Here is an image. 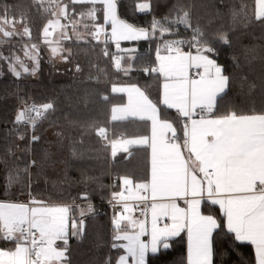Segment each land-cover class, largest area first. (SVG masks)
Here are the masks:
<instances>
[{"label":"trees","instance_id":"16d2710c","mask_svg":"<svg viewBox=\"0 0 264 264\" xmlns=\"http://www.w3.org/2000/svg\"><path fill=\"white\" fill-rule=\"evenodd\" d=\"M64 1L68 7L65 19L71 26L79 27L84 38L67 41L68 60L64 57L56 61L44 56L45 70H40L37 76L22 73L20 78H15L9 71L0 72V188L3 187L1 171L5 167L2 162L5 153H10L8 162L19 148L30 143L28 140L35 133L39 141L32 142L35 148L33 175L46 177L37 184L38 188L55 191L50 198L56 196L59 201L72 202L71 220L78 224L84 221L81 237L70 236L71 264H104L106 257L115 260L121 254L120 250L111 248L116 231L106 203L110 196L111 171L119 176V189L127 178L135 185L144 186L151 175L148 146L111 156V147L107 144L110 131L116 138L149 131L148 124L141 120H112L113 106L126 99L114 93L113 86L121 83L141 85L160 107L162 117L174 122L176 139L182 143L187 141V118L163 103V77L153 69L158 40L121 44L110 39L97 41L94 36L101 25L98 29L96 26L102 23L99 3L90 8L87 4L73 6L72 0ZM142 2L145 0H120V16L137 27L146 28L154 17L165 27L172 25L178 31L174 37H179L191 30L176 23L182 15L176 7L180 4L186 10L190 8L193 22L198 20L200 26L208 29L209 35L227 33L228 44L213 43L216 47L214 57L230 78L227 95L219 97L213 115L264 113V24L256 18L257 0H150L151 14L139 12L137 5ZM4 6H7V17H22L28 21L30 41L45 40L43 28L55 16L56 3L43 0L47 11L39 10L41 6L33 0H0V7ZM172 37L166 35L165 39ZM134 44L137 45L136 54L128 68L119 57L124 46ZM48 102L54 104V110H50L34 130L15 124L14 118L21 107ZM51 132L60 135L53 139L49 137ZM19 135L24 139H18ZM67 176L68 180L61 179ZM54 181L68 184L59 189ZM33 186L36 191V184ZM57 189L64 191L59 193ZM82 194H88L89 198H82ZM3 197L4 191H0V198ZM203 211L222 218L219 206L212 202L205 201ZM214 236L216 264H256L254 246L234 243L231 234ZM170 243L171 250L162 256L150 257V264H187L186 234L182 233ZM0 244L14 247L2 239ZM58 245L62 246V242Z\"/></svg>","mask_w":264,"mask_h":264},{"label":"snow or ice","instance_id":"6c2138e0","mask_svg":"<svg viewBox=\"0 0 264 264\" xmlns=\"http://www.w3.org/2000/svg\"><path fill=\"white\" fill-rule=\"evenodd\" d=\"M264 2V0H262ZM34 4H39V10L47 11L43 6V0H33ZM75 4H87L90 8L97 4V0H72ZM116 10L118 3L113 0ZM101 9L99 15L103 23L107 13L104 0H99ZM177 9L182 12L176 21L177 24L184 25L186 29H191L190 39H165V36H176L178 31L172 25L165 27L154 17L149 27H137L131 23L124 22L121 27L124 31L135 35L124 37L125 42H150L159 40V45L165 52L180 51L189 56L195 51L199 67L205 72L208 86L213 90L215 97L226 96L229 88L230 78L223 72L222 66L217 62L216 47L213 43L222 41L229 43L227 33L209 35L208 29L199 25V21L193 22L191 10L185 6L177 4ZM65 15L68 8L65 6ZM141 14H151L152 4L150 0L137 5ZM7 6L0 7V16H6ZM256 18L264 24V12L257 14ZM15 21L16 18L13 17ZM21 20L23 18L21 17ZM97 24V29L99 25ZM211 21H209V24ZM110 27L112 24L109 23ZM54 26L48 21V26L43 28L45 43L56 45L59 42L48 40L49 29ZM7 37H11L7 30H3ZM28 36L31 35L29 28ZM97 41L100 33L97 30ZM187 47V51H185ZM129 51H136L131 49ZM51 55H64L59 53L57 48L50 47ZM160 49L156 47L155 57L159 58ZM34 66L30 69L24 62L17 57L16 63L11 62L10 57H5L0 53V58L8 61L9 72L15 77L20 78L22 72L35 75L39 70L40 56L39 47L36 44L30 46V50L25 53ZM77 70L79 66L77 65ZM50 110H54L51 102L43 103L40 107H21L14 118L15 124H29L33 129L37 126V120L43 117ZM235 115V114H234ZM240 123L236 126L240 132V142L235 145V153L240 158L242 166L248 170V175H241L235 178L241 184V191L251 195L243 200L228 199L223 202L213 201V205H218L222 212V218L203 214L201 208L199 213L189 219L187 216L180 217L174 213L164 215H154L150 218L136 219L133 216L134 207L131 209L123 204V212L118 216H113L112 223L115 228L113 236L114 242L111 244L113 250H120L121 254L113 260L110 256L105 258L104 264H150V257H159L171 250L170 243L175 238L186 233L187 238V264H216V249L214 234H231L234 243L250 244L254 246L256 264H264V114H246L237 117ZM57 135H60L59 133ZM230 135V133H226ZM24 139L23 135L17 137ZM223 139V138H222ZM39 136L33 133L30 142H38ZM223 145H221L222 147ZM10 153H5L3 163L7 164V157ZM35 166V162H33ZM23 175L27 177V166L24 168ZM3 187L0 191L9 190L13 181L23 183L20 180V173L15 177L5 168L3 176ZM233 177L225 176L226 183L233 182ZM120 193H112L115 200L121 201L118 197ZM85 199L89 197L87 194ZM32 205L21 202L0 201V239L14 245L8 250L0 249V264H71L69 253L70 236L80 238L83 231L84 221L79 224L71 220L72 209L69 206H47L43 201L35 198L31 199ZM91 208V205L89 206ZM124 213H127L125 215ZM83 215V213H81ZM168 220L170 223H162ZM126 221L131 230L121 227ZM71 228V231H70ZM150 237V239H144ZM62 242V246L58 245Z\"/></svg>","mask_w":264,"mask_h":264},{"label":"crops","instance_id":"0c3cea01","mask_svg":"<svg viewBox=\"0 0 264 264\" xmlns=\"http://www.w3.org/2000/svg\"><path fill=\"white\" fill-rule=\"evenodd\" d=\"M97 3H99V0H97ZM116 3H118L117 10L113 5V0H104L107 13L104 23L102 20L103 24L99 31V40L110 39L116 44H121L125 43L124 37L135 34L122 29V23L130 22L120 16L119 2L116 0ZM63 6L67 7L66 3ZM62 8L60 11H62ZM262 12H264V2L257 0V13L260 14ZM66 20L68 19H65L64 22ZM109 23L112 24V27L108 25ZM54 28L61 32L59 27ZM107 31H112L110 37L106 35ZM69 34L71 36L75 34L74 27L71 24L68 27L67 34L62 32L55 35L50 34L48 38H50V41L64 45L68 41L66 36ZM95 36H97L96 33ZM22 40L29 44L34 43L30 41V36L22 38ZM45 44L44 40L39 45L43 46ZM157 48L160 49V54L159 58H156V64L153 69L163 77L162 100L165 105L178 110L187 118L186 143L172 139V137L176 136L174 122L162 117L160 107L141 85L137 83H121L113 86V92L124 95L126 99L124 102L113 106L112 120L118 122L136 119L148 124L149 131L146 133L116 138L112 149L113 154H115L121 151H131L138 146L149 147L151 175L148 184L141 185L145 188L149 199H151V203L145 206L147 218L150 221V218L154 215L174 213L182 218L187 216L191 219L199 213L200 208L203 214H209L203 211L205 201L213 203V201L243 200L249 197L251 194L241 191V184L235 179L241 175H248V170L242 166L240 158L235 153V145L240 142L241 138L239 129L236 127L240 123L237 119L240 115L235 113L223 116L213 115L219 97H215L213 90L208 86L206 74L198 66L200 62L194 50L192 57L189 58L188 55L180 51L165 52L163 47L159 45V40L157 41ZM131 49H137V45L124 46L123 53L119 57V60L125 61L128 68L129 61L136 54L135 51H129ZM184 50L187 51L188 49ZM39 55L41 56L40 52ZM23 56L24 58L27 57L26 55ZM47 56L53 59L51 56ZM56 61H62V59ZM40 70L39 68L35 74L36 76L39 75ZM223 72L227 75L224 68ZM226 133H230V135H226ZM221 145L223 146L221 147ZM34 150V144L30 142L27 146L24 145L19 148L9 159L1 171V177L3 178L5 168H7L13 177L19 172L20 180L23 183L21 184L14 180L12 187L4 191L5 197L0 198V201L21 202L28 203L30 206H38L31 204V199L35 198L38 201H43L47 206L72 207V202L59 201L55 199L56 196L50 198L55 191L49 190L46 192L38 188L39 185L37 186V184H40L43 178L46 177L35 178L33 175ZM261 163H264V161ZM25 166L28 169L27 177L23 175ZM210 169L215 170V178L212 184L204 176ZM225 176L233 177V182L226 183L224 180ZM61 179L68 180V176ZM124 183L134 185L132 195L137 197L138 191L136 188L140 185H135L130 178L125 179ZM35 184L36 191L33 190V185ZM65 184H68V182ZM65 184L63 181H54V186L59 189H63ZM58 191L63 193L64 190ZM126 207L132 208L129 204ZM124 214L127 215V213ZM210 215L214 216L213 214ZM133 216L139 219L134 212ZM163 222L170 223L168 220ZM121 227L131 230L126 221L122 222ZM144 239L147 240L150 237H144ZM0 249L8 250L10 248L0 244Z\"/></svg>","mask_w":264,"mask_h":264},{"label":"rangeland","instance_id":"374dc122","mask_svg":"<svg viewBox=\"0 0 264 264\" xmlns=\"http://www.w3.org/2000/svg\"><path fill=\"white\" fill-rule=\"evenodd\" d=\"M47 1H50L52 3H56L57 4V8H56L57 9V14L55 13V16L50 20L51 23L53 24L54 27H59V29L61 30V32L63 34H67L68 33V27L64 26V20L65 19H64V16H63L64 12H65L64 11L65 8L63 6L65 1L64 0H47ZM61 8H62V11H60ZM28 28H29L30 33H31V29H30L29 23L25 19L21 20V18H16V20L14 21L13 17L4 16V17L0 18V40H1L0 41V53H3V55L5 57H10L11 58V62L13 64L16 63V58L19 57L24 62L25 66H28L31 69L34 66L33 62H31L28 59V57L24 58L23 55H25V53L30 50V46L32 44H29V43H26V42L18 40V39L22 40V38L28 37V34H27V29ZM4 29L7 30V33L11 34V37H7L4 34V32H3ZM72 30H73V28H72ZM74 30H75V34L72 37L74 39L75 38H79V40H83L84 38L82 36V32L80 31L81 29L79 27H77V26H74ZM61 32L59 31V33H61ZM30 37H31V35H30ZM49 39L50 38H48V40ZM19 42H21V43H19ZM33 44H36L39 47V52L41 53V56L39 55L40 56V66H39V68L41 70L45 68V66L42 65V63H44L43 62L44 56L49 55L54 60H61V59H63L65 57L64 55H61V54H57L56 56L51 55L50 47H55V48H57L59 53L65 54V52L67 50L66 44H64V45L62 43H59L58 45H56V44H52V45L45 44L43 46L39 45L40 42H34ZM42 54H47V55H42ZM1 70H2V72H3V70L4 71H9V69H8V61L5 60V59H2V58H0V72H1ZM19 70L23 73L22 68L19 69ZM57 134H58L57 132L51 133V134H49V137H51V138L54 137L55 138V136ZM122 135H123V137H125L124 134H122ZM115 139H116V137L114 136V140ZM114 140H113V142H114ZM109 146L111 147V151H112L111 156H113L114 155L113 154V150H112L113 146L112 145H109ZM64 156H66L65 153H64ZM111 166H112V162H111ZM112 173H115V172L111 171V174ZM122 185H124V182H123ZM117 187H120L119 186V181H118Z\"/></svg>","mask_w":264,"mask_h":264},{"label":"built area","instance_id":"2783aa9c","mask_svg":"<svg viewBox=\"0 0 264 264\" xmlns=\"http://www.w3.org/2000/svg\"><path fill=\"white\" fill-rule=\"evenodd\" d=\"M119 1L120 0H117V2H119ZM70 24H71V22L68 21V20H66L64 22V26L65 27H69ZM49 32H50L51 35L59 34V30L55 29V28L54 29L50 28ZM190 33H191V30L186 35L179 36V37H172L170 39H185V38H189L190 39ZM111 34H112V31H107L106 32V35L109 36V37L111 36ZM66 38L68 40H71L72 36L69 34L68 36H66ZM94 38L97 39V36H94ZM185 49H187V47H185ZM195 76H196V74H195ZM33 105H35V104H29L26 107L30 108ZM35 106L36 107H40V105L39 106L35 105ZM46 115H47V113L43 117H41L40 119L37 120V125L45 118ZM22 125L28 126L31 130H34L31 127V125H29V124L24 123ZM120 137L124 138L123 135H121ZM172 139H176V136L172 137ZM113 140H114L113 132L110 131L109 134H108L107 144L113 146ZM204 176L209 181V183L212 184L213 180L215 178V170L214 169L208 170L205 173ZM118 179H119V176L116 173H112L111 174V176H110V186H109L110 187V196H109V199H108V201L106 203H107L108 209L110 210V214H111L112 218H113V216H118L120 213L123 212V204H125V206L127 204H129L132 207H134V209H135L134 213L139 219L147 218V210H146L145 206L147 204L151 203V199H149L145 188H143V186L137 187L136 189L138 191V196L134 197L132 195L133 191H134V185H132L131 183H124L122 188L119 189L117 187V184H118V181H119ZM114 192L122 194V195H120L118 197L121 201L115 200L112 197V193H114ZM163 223H165V222H163Z\"/></svg>","mask_w":264,"mask_h":264},{"label":"water","instance_id":"95a60500","mask_svg":"<svg viewBox=\"0 0 264 264\" xmlns=\"http://www.w3.org/2000/svg\"><path fill=\"white\" fill-rule=\"evenodd\" d=\"M84 196H85V194H82V198H84ZM87 196H89V195L87 194Z\"/></svg>","mask_w":264,"mask_h":264}]
</instances>
